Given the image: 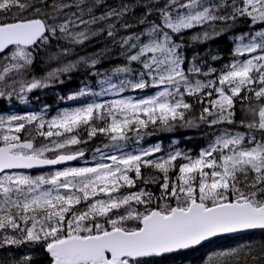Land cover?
Instances as JSON below:
<instances>
[{"label": "snow or ice", "instance_id": "6c2138e0", "mask_svg": "<svg viewBox=\"0 0 264 264\" xmlns=\"http://www.w3.org/2000/svg\"><path fill=\"white\" fill-rule=\"evenodd\" d=\"M103 4L0 0V99L23 101L77 69L63 60L70 48L49 53L53 41L79 45L104 31L114 38L117 24L133 27L123 19L129 5L96 15ZM146 8L144 30L120 40L127 64L114 69L133 78L119 88L106 78L102 92L79 93L119 98L51 117L0 115V248L41 245L49 264H177L216 238L264 231V0H154ZM154 11L159 22L147 20ZM239 23L248 28L221 68L186 56V33L204 42ZM42 52L58 63L37 78L31 72ZM98 60L83 63L92 69ZM129 87L156 91L124 96ZM200 124L214 131L195 156H156L158 145L124 151L133 135L138 142ZM98 136L107 142L88 163L82 146ZM82 159L85 166L73 165ZM31 261L24 255L14 264ZM204 264H264V242L209 254Z\"/></svg>", "mask_w": 264, "mask_h": 264}, {"label": "trees", "instance_id": "16d2710c", "mask_svg": "<svg viewBox=\"0 0 264 264\" xmlns=\"http://www.w3.org/2000/svg\"><path fill=\"white\" fill-rule=\"evenodd\" d=\"M153 3L154 0H104V4L96 9V15H100L113 8L118 9L122 5H129V11L123 19L127 23L133 25V27L125 30L120 24H117L114 38L108 37L107 32L104 31L102 34H98L94 38L79 45H69L63 40L59 42L53 41L49 48V53L54 54L59 51V48L68 47L71 50L67 56L63 57V60L77 63L78 67L70 74L61 76L60 79L62 82H54L51 83L49 87L36 89L30 92L28 94L29 100L39 103L43 102L51 106H70L68 105L71 103V100L68 99L69 96L78 95L83 89L88 90L89 93H97L102 85L101 81L106 78H110V82L116 84L118 88L124 86L121 84V81L133 77L114 72L115 68L123 67L127 64L120 47V40L133 32L144 30L145 25L140 24L139 21L145 17L147 11L146 5ZM73 10L74 9H69L67 11L70 12ZM147 20L159 22V18L155 11L151 16L147 17ZM95 27L99 28L100 25H96ZM247 28V24L239 23L235 28L223 29L221 35L204 42H193L191 40L193 33H186L184 37L185 54L189 59L196 56L197 63H202V66L205 68L212 66L219 69L232 59V50L234 47L233 40L235 39V35L246 31ZM197 31H200V29L193 30V32ZM57 45H59V47H57ZM213 56L218 57V59L213 60ZM96 58H99V60L95 68L90 69L83 63L85 60L90 61ZM57 63L58 62L56 61L48 62L45 53L42 52L32 68L31 75L37 78L43 77L49 70L56 67ZM132 67L138 69L139 65L133 64ZM97 71L102 75L92 74ZM153 92L154 89L134 91L129 87L123 95L142 98L152 95ZM7 100V98L0 99V105H4ZM91 100L95 101V98H92ZM86 102L89 101H84V104H86ZM237 107L239 109V105ZM199 110L200 106L196 105L190 118L196 120L200 114ZM0 113H2V109H0ZM213 131L214 129H210L204 124L193 127H177L172 131L156 130L150 135L144 136L139 145L144 147L152 143L159 144L162 147L161 151H163L161 156H166L169 153L177 151L189 153L191 155L193 154V156H195L200 150L208 145ZM106 142L107 141L103 137L98 136L91 143L84 145L83 147L85 148L87 155H93L95 148L98 146L102 147ZM127 145L130 147H136L138 145L134 135L127 142ZM177 163H179V160ZM142 172L145 176L149 174L160 175L156 170L149 168H143ZM146 187L157 195L159 194L158 184H148ZM262 242H264V233L252 234L243 239H220L203 246L199 251H193L185 259L177 262V264H204V260L209 254L216 253L223 249L236 248L237 246L242 247L246 244L259 245ZM31 246H33V248H27V245H23L22 247L0 248V264H10V261H18L24 255H30L32 257L31 264H49L47 255L42 246L39 245L41 246L40 248H35L37 245ZM36 254L39 255L36 256ZM38 256L41 257L37 259Z\"/></svg>", "mask_w": 264, "mask_h": 264}, {"label": "rangeland", "instance_id": "374dc122", "mask_svg": "<svg viewBox=\"0 0 264 264\" xmlns=\"http://www.w3.org/2000/svg\"><path fill=\"white\" fill-rule=\"evenodd\" d=\"M108 84H106V86H107ZM108 87V86H107ZM105 88V87H104ZM155 89H154V92L152 93V95L155 93ZM128 96H131V95H128ZM131 97H134V96H131ZM98 98L99 99H104L105 101H108V100H110V99H114V98H119V97H115V96H113V95H111V94H108V95H101V96H98ZM135 98H136V96H135ZM142 98H146V97H142ZM18 100H20L19 98H18ZM74 99H72L71 101H73ZM74 108H76V107H71V108H67V109H61V110H59V112L60 111H70V110H73ZM20 109H17V111H14L13 113H10V112H6V113H3V114H0V115H4V116H10V115H28V114H37V113H47V116H49V117H51V116H54V115H56V114H51L50 112H48V111H44V110H42V111H35V110H29V109H21V112H18ZM142 140V139H141ZM141 140L140 141H138V145L136 146V147H134L133 149L134 150H129V146L126 144V147H125V149H124V151H126V152H138V151H140V150H142V149H147V148H152V147H155V146H157V144L156 143H152V144H149L148 146H145V147H142V146H140L139 144H140V142H141ZM137 141V140H136ZM160 148H162L160 145H158ZM83 147V146H82ZM102 147H103V145H102ZM105 151H110V150H105ZM162 153H163V151H161L160 153H157L156 154V156H161L162 155ZM185 153V152H184ZM191 153V152H190ZM118 154V153H117ZM193 155V154H192ZM93 161V156H91V158L89 159V160H87V162L88 163H91ZM81 166H85V161H83L82 162V164H81ZM20 247H22V246H20ZM33 248V246H31V245H27V248ZM41 246H39V245H37L35 248H40ZM37 255H39V254H36V256ZM41 256H38L37 257V259L38 258H40ZM16 260H12V261H10V264H14V262H15Z\"/></svg>", "mask_w": 264, "mask_h": 264}, {"label": "water", "instance_id": "95a60500", "mask_svg": "<svg viewBox=\"0 0 264 264\" xmlns=\"http://www.w3.org/2000/svg\"><path fill=\"white\" fill-rule=\"evenodd\" d=\"M73 164H75V162H73ZM57 167H63V166H57ZM43 171H47V169L43 170ZM264 231H261V230H255L254 232H251V233H245V234H241L242 236H246V235H249V234H253V233H262ZM224 237H229V238H237L236 236H224ZM221 238V237H219ZM218 239V238H216ZM208 243V242H206Z\"/></svg>", "mask_w": 264, "mask_h": 264}]
</instances>
